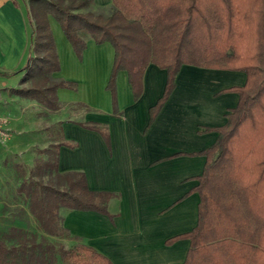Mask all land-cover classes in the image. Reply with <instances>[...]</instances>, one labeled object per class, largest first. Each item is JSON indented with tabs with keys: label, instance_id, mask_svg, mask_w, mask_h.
Segmentation results:
<instances>
[{
	"label": "trees",
	"instance_id": "trees-1",
	"mask_svg": "<svg viewBox=\"0 0 264 264\" xmlns=\"http://www.w3.org/2000/svg\"><path fill=\"white\" fill-rule=\"evenodd\" d=\"M93 0H29L32 26L30 56L11 94L55 112L57 91L73 83L57 78L59 60L49 17L58 25L78 59L86 41L109 43L113 62L106 90L112 113L117 109L116 76L125 72L132 98L143 89L149 65L165 71L163 92L148 109V126L175 89L182 67L239 72L242 86L225 123L204 128L215 132L207 148L176 156H201L205 162L192 191L199 196L194 228L165 241L188 240L182 264H264V0H111L107 10ZM16 72L5 73L3 76ZM80 127L98 133L110 148L107 128L97 123ZM59 135L45 149L16 189L27 201L40 236L11 227L0 236V264H112L93 248L78 242L63 227L60 212L94 211L112 218L107 204L117 195L92 191L80 171H58L61 147L73 148L57 123ZM74 243L70 248L49 239Z\"/></svg>",
	"mask_w": 264,
	"mask_h": 264
},
{
	"label": "crops",
	"instance_id": "crops-1",
	"mask_svg": "<svg viewBox=\"0 0 264 264\" xmlns=\"http://www.w3.org/2000/svg\"><path fill=\"white\" fill-rule=\"evenodd\" d=\"M28 1L0 0V75L15 70H20L19 77L24 75L21 70L28 62L32 37ZM93 1L99 6L104 0ZM106 1L111 4V0ZM49 24L60 66L55 76L82 85L90 93L98 81L99 93L105 98L103 105L91 101L77 103L72 88L59 89V109H44L53 123H61L65 140L74 144L71 149H59L58 171L83 172L90 190L117 195L107 204L112 218L94 211L63 210V227L79 243L101 253L112 264H182L188 240L176 241L171 246H166L165 241L191 231L196 225L199 196L192 189L205 159L171 156L198 152L214 142L216 133L204 132V128L223 125L225 115L238 100L235 93L218 92L242 86L245 75L182 67L175 79V89L148 126V109L163 92L165 71L153 65L146 68L142 93L136 101L126 73L119 72V115H113L106 90L113 62L111 45H96L87 40L78 59L51 17ZM19 86L18 82L16 88ZM12 89L15 88L0 89L3 104H7L5 99L26 101L12 95ZM11 120L17 123L19 119ZM88 122L107 128L109 149L98 133L79 126Z\"/></svg>",
	"mask_w": 264,
	"mask_h": 264
},
{
	"label": "rangeland",
	"instance_id": "rangeland-1",
	"mask_svg": "<svg viewBox=\"0 0 264 264\" xmlns=\"http://www.w3.org/2000/svg\"><path fill=\"white\" fill-rule=\"evenodd\" d=\"M108 6L106 0L99 5L103 8V12ZM55 28L60 31L56 22ZM61 35H63L62 32ZM15 71L13 75H0V89L17 87L21 77L18 72L20 70ZM97 87H99L98 81L94 88H91L94 92L90 93L86 92L82 85L73 83L72 96L78 99L77 103L86 104V101H91L103 105L105 98L101 95L102 93H99ZM4 101L7 104H3V100L0 101V107H2L0 114L8 118L9 138L0 144V236L9 228L16 227L39 237L41 233L33 217L28 213L27 201L22 195L17 194L16 189L21 182L22 172L27 176L38 160L46 159L40 150L45 149L59 135L57 123L51 121L52 117L47 116L43 108L29 100L18 99L16 102L5 99ZM23 106L27 107L23 108ZM21 111L26 114H22ZM14 118L19 119L17 123L11 120ZM49 240L54 244H62L64 248L74 245L73 242L62 238Z\"/></svg>",
	"mask_w": 264,
	"mask_h": 264
},
{
	"label": "built area",
	"instance_id": "built-area-1",
	"mask_svg": "<svg viewBox=\"0 0 264 264\" xmlns=\"http://www.w3.org/2000/svg\"><path fill=\"white\" fill-rule=\"evenodd\" d=\"M8 118L0 115V144L9 138Z\"/></svg>",
	"mask_w": 264,
	"mask_h": 264
}]
</instances>
